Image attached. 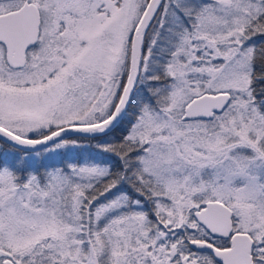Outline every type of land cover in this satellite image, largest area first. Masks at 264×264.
<instances>
[{
    "label": "snow or ice",
    "instance_id": "6c2138e0",
    "mask_svg": "<svg viewBox=\"0 0 264 264\" xmlns=\"http://www.w3.org/2000/svg\"><path fill=\"white\" fill-rule=\"evenodd\" d=\"M0 264H264V0H0Z\"/></svg>",
    "mask_w": 264,
    "mask_h": 264
}]
</instances>
